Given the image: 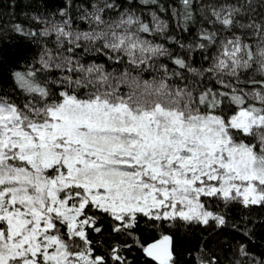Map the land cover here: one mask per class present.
Returning <instances> with one entry per match:
<instances>
[{"label":"snow or ice","instance_id":"6c2138e0","mask_svg":"<svg viewBox=\"0 0 264 264\" xmlns=\"http://www.w3.org/2000/svg\"><path fill=\"white\" fill-rule=\"evenodd\" d=\"M19 3L0 264H264V0Z\"/></svg>","mask_w":264,"mask_h":264},{"label":"trees","instance_id":"16d2710c","mask_svg":"<svg viewBox=\"0 0 264 264\" xmlns=\"http://www.w3.org/2000/svg\"><path fill=\"white\" fill-rule=\"evenodd\" d=\"M4 10L12 11L8 8L9 0H3ZM28 0H20L19 7L15 8L14 11L17 13L16 19H23L21 11H31L27 8ZM54 3V0H53ZM0 48L3 49L0 52V73L6 78L11 70L16 67L22 66L26 61H28L34 54L35 51L32 47L27 45V42L22 41L21 38L15 40H7L5 44L0 45ZM257 235L253 237L251 250L252 254L256 257H261L264 254V231L257 228L255 229ZM151 236V234H149ZM183 241V235H181V242ZM137 255H139L137 253ZM142 259V257H141Z\"/></svg>","mask_w":264,"mask_h":264}]
</instances>
